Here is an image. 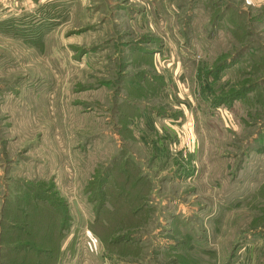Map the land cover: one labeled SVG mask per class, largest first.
Returning a JSON list of instances; mask_svg holds the SVG:
<instances>
[{"label":"rangeland","instance_id":"374dc122","mask_svg":"<svg viewBox=\"0 0 264 264\" xmlns=\"http://www.w3.org/2000/svg\"><path fill=\"white\" fill-rule=\"evenodd\" d=\"M52 174L77 203L24 253ZM0 264H264V0H0Z\"/></svg>","mask_w":264,"mask_h":264},{"label":"trees","instance_id":"16d2710c","mask_svg":"<svg viewBox=\"0 0 264 264\" xmlns=\"http://www.w3.org/2000/svg\"><path fill=\"white\" fill-rule=\"evenodd\" d=\"M245 26H246V23L240 26H237L236 28H234V31L236 29H238V31L239 30L246 31ZM241 27H244V29H241ZM243 40H244V37H243ZM108 179H109V176L106 177L107 183H108ZM106 180H105V183H106ZM28 184L29 183H24L23 184L24 191H19V193H17L18 195L14 198L15 200H18V202H21L19 206L20 208L24 206L23 224L20 225V228H19L22 233H20L17 236L16 242H19V241L22 242L23 240L24 247H19V248L24 249V253L27 252L26 249H30V248L32 249L55 248V244H56L55 237H60V234L63 233V231L65 230V229L63 230V228L67 226L66 221L70 222L67 205L65 204L64 200L57 201L52 204V200L49 199L51 195L49 194V191H48L50 187H46L44 190L41 188L42 186L45 185L44 183H40L39 185L35 186L36 188H30V185L28 187ZM105 187L109 188L110 190L112 186L107 187V184H106ZM113 188L115 189L116 192H120V194H114L113 196L116 198L123 199V189H119L115 185L113 186ZM104 191H106V193ZM92 192L94 193V190ZM106 194H107V190H105L104 187H102L101 193H100L101 199L98 200V203L102 204L99 207L100 208L99 215L103 212L102 209H104L103 208L104 207L103 203L105 199L104 196ZM92 195L90 198H93ZM107 196H109V193L107 194ZM43 201H45L46 204H41ZM118 201L119 200L117 199L115 202L113 201V204L115 205L116 213H118L117 207L119 206V204L116 203ZM7 204L8 203L6 202V206H5L6 208H7ZM4 212H7V210L4 209ZM99 217L97 218L95 223H97V221H101ZM12 225H15L13 226V229L16 226H19V225H16V223H12ZM56 229L59 231L58 236L56 235L58 234ZM23 233H24V236L23 235L21 236V234ZM12 235L16 236L15 233H12ZM51 243L53 244V247H49Z\"/></svg>","mask_w":264,"mask_h":264},{"label":"crops","instance_id":"0c3cea01","mask_svg":"<svg viewBox=\"0 0 264 264\" xmlns=\"http://www.w3.org/2000/svg\"><path fill=\"white\" fill-rule=\"evenodd\" d=\"M131 1L132 2H135V3H137V2L142 3L143 2V0H131ZM148 5H149V3H148ZM87 15H88V13H87ZM155 31H157V30H155ZM162 77H163L164 84L161 86L162 87L161 89H163L161 91V97H164L165 98L164 100L166 101L167 100V97L166 96L168 95L169 91H167V92H164V91L166 90V88H171L172 87V81L170 80V77L169 78L167 77V75H162ZM183 83L185 84V82H182V76L179 75V78H176V80H175V87L178 90V92H175V95L176 96H181L182 97V88H183V85L182 84ZM143 118H144V120H143ZM147 118L148 117H145V115H144L143 117H141V120H143V122L146 124L147 128L150 130L149 132H152V134H147L149 136V138L152 137V139H153V142H150L149 145L152 144V146L153 145L155 146V149H160L161 144H163L164 141L167 142V137L171 138V136H172V135L168 136L167 135V132L173 131L175 129H174L172 123H170V121L166 122V121H163V119H161V120H159V122H160L159 124H161L159 126V125H157L158 124L157 123V119H155L154 126L152 127L153 130H151L149 128V126L147 125V123H146ZM154 118L155 117H153V119ZM153 119H151V120H153ZM138 122H141V121H138ZM162 127H163V129H162ZM146 140H147V137H144L143 138V142L146 143ZM118 166H119V162H116L111 168L109 167L108 169L110 171V174H108L107 176H115L113 174L116 171V169L118 168ZM45 180H46V178H40L37 181H32V182H36L38 184L39 182H41V183L42 182H47ZM24 181L30 182L29 180H25V179H24ZM48 181L53 184V187L49 188V190H48L49 191V194L51 195V197L49 199L52 200V204L55 203V202H57V201L64 200L65 201V204L67 205V208L68 209H71L72 203L74 205L77 203V200H76V198L74 196H73V198H69L67 195H64L61 192V189L58 186V182L56 181L55 174H52L48 178ZM104 189H105V187H104ZM73 192L75 193V191H73ZM84 192H85L84 195H85L86 201L87 202L90 201V199H91L90 197L93 194V192L92 191L86 192V190ZM44 200H45V198H44ZM41 204H46V202L43 201ZM70 212H71V210H70ZM70 232L71 231L69 230L68 234Z\"/></svg>","mask_w":264,"mask_h":264}]
</instances>
